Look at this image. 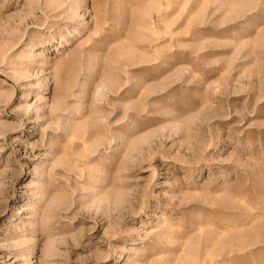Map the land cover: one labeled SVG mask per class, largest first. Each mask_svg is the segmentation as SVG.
I'll list each match as a JSON object with an SVG mask.
<instances>
[{
	"label": "rangeland",
	"instance_id": "obj_1",
	"mask_svg": "<svg viewBox=\"0 0 264 264\" xmlns=\"http://www.w3.org/2000/svg\"><path fill=\"white\" fill-rule=\"evenodd\" d=\"M0 264H264V0H0Z\"/></svg>",
	"mask_w": 264,
	"mask_h": 264
},
{
	"label": "bare ground",
	"instance_id": "obj_2",
	"mask_svg": "<svg viewBox=\"0 0 264 264\" xmlns=\"http://www.w3.org/2000/svg\"><path fill=\"white\" fill-rule=\"evenodd\" d=\"M79 9V7L76 6V10ZM75 10V9H74Z\"/></svg>",
	"mask_w": 264,
	"mask_h": 264
}]
</instances>
